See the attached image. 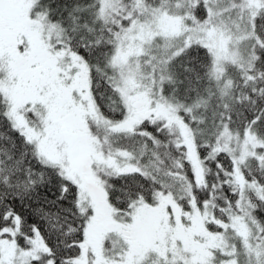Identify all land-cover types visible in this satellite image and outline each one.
Here are the masks:
<instances>
[{"label":"snow or ice","instance_id":"obj_1","mask_svg":"<svg viewBox=\"0 0 264 264\" xmlns=\"http://www.w3.org/2000/svg\"><path fill=\"white\" fill-rule=\"evenodd\" d=\"M0 264H264V0H0Z\"/></svg>","mask_w":264,"mask_h":264}]
</instances>
